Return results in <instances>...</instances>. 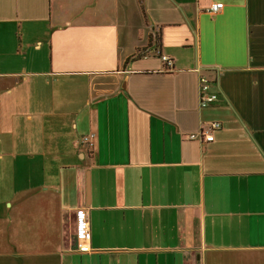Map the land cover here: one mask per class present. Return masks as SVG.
Returning <instances> with one entry per match:
<instances>
[{
  "label": "crops",
  "instance_id": "crops-1",
  "mask_svg": "<svg viewBox=\"0 0 264 264\" xmlns=\"http://www.w3.org/2000/svg\"><path fill=\"white\" fill-rule=\"evenodd\" d=\"M0 264H264V0H0Z\"/></svg>",
  "mask_w": 264,
  "mask_h": 264
},
{
  "label": "built area",
  "instance_id": "built-area-1",
  "mask_svg": "<svg viewBox=\"0 0 264 264\" xmlns=\"http://www.w3.org/2000/svg\"><path fill=\"white\" fill-rule=\"evenodd\" d=\"M221 3H213L208 9V13L212 16L216 15L222 9ZM159 59L164 64L166 70L173 69V62L171 59L166 56H159ZM218 75L215 74L214 77H208L206 75H200L198 78V105L201 109L210 108L217 102L218 93L212 91V86L217 85ZM220 124L218 122H210L205 127H202L198 133H192L188 135L189 140L198 139L202 143L212 142L213 136L212 132L219 130ZM91 136H85L78 143L85 144L89 147H92L90 141ZM76 225L79 230V240L77 242V251L79 253H88L91 250L89 234L87 231V221L85 218H77Z\"/></svg>",
  "mask_w": 264,
  "mask_h": 264
}]
</instances>
